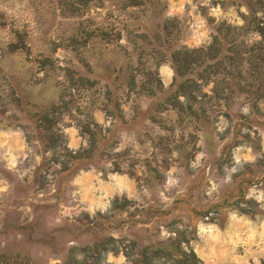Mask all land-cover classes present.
I'll return each instance as SVG.
<instances>
[{"label":"rangeland","instance_id":"obj_1","mask_svg":"<svg viewBox=\"0 0 264 264\" xmlns=\"http://www.w3.org/2000/svg\"><path fill=\"white\" fill-rule=\"evenodd\" d=\"M0 264H264V0H0Z\"/></svg>","mask_w":264,"mask_h":264},{"label":"trees","instance_id":"obj_2","mask_svg":"<svg viewBox=\"0 0 264 264\" xmlns=\"http://www.w3.org/2000/svg\"><path fill=\"white\" fill-rule=\"evenodd\" d=\"M251 15H253L254 10L250 9ZM252 16L249 17V19L246 20V28L249 26H252L253 31H257L259 34L263 33V31L257 27L258 24L252 23ZM222 54V44L218 41L216 36H214V40L205 47H198V48H181L174 50L171 54L172 61L175 64L177 75L180 77H183L184 79L178 83L175 92L177 94H187L194 90V86H196L197 82L195 80V73H194V65H196L198 62L203 63L206 65V67L211 66L213 62H216L217 64H222L223 56ZM228 61L232 60V57H226ZM194 74V75H193ZM225 76H228L230 78H233V75L229 72H224ZM202 81L204 80L209 81L210 75L208 73L201 77ZM131 84H134V79L131 78L130 80ZM43 115V118L41 121H44L45 119L50 122V120L47 117V113L45 112ZM48 126V124L46 125ZM56 132L52 133V139L53 144H58L60 140V135L55 134Z\"/></svg>","mask_w":264,"mask_h":264}]
</instances>
